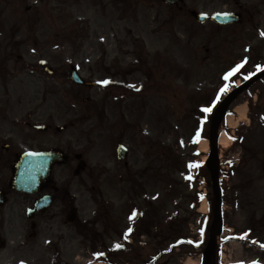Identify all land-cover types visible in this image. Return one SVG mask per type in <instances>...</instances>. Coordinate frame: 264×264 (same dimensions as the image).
<instances>
[{"label": "rangeland", "instance_id": "1", "mask_svg": "<svg viewBox=\"0 0 264 264\" xmlns=\"http://www.w3.org/2000/svg\"><path fill=\"white\" fill-rule=\"evenodd\" d=\"M238 1L242 8L257 2ZM181 5L177 12L161 0H0V140L19 151L58 144L72 159L82 154L90 170L86 185L79 188L76 182L77 161L54 173L66 176L78 222L93 235L91 240L77 235L61 214L51 231L30 237L23 206L6 215L17 246L0 252V264H101L97 252L106 253L104 262L110 256V262L122 257L129 264L189 259L201 264L209 234L218 226L204 167L211 152L209 127L228 90L242 82L237 72L224 77L245 56L244 38L224 42L216 35L209 41L207 25L192 16L194 10L224 12L232 7L230 0H182ZM251 60L244 74L256 71ZM71 65L94 86H76ZM263 82L264 77L230 101L218 128L217 138L224 133L230 144L215 148L222 230L209 264H264ZM243 104L246 119L239 120L236 108ZM230 116L238 119L233 128ZM27 117L37 124L48 121L52 133L55 126L65 130L30 141L33 133L21 125ZM119 142L128 150L120 161ZM129 173L132 179L125 181ZM130 187L134 198L141 195L134 204ZM202 200L206 212L200 211ZM126 231L134 235L130 244L122 241ZM111 242L122 246L114 252Z\"/></svg>", "mask_w": 264, "mask_h": 264}, {"label": "flooded vegetation", "instance_id": "2", "mask_svg": "<svg viewBox=\"0 0 264 264\" xmlns=\"http://www.w3.org/2000/svg\"><path fill=\"white\" fill-rule=\"evenodd\" d=\"M244 2H248V1H244ZM246 4L247 5L243 6L244 8H242L241 5L232 6L231 8H229V11H234L236 14H238L240 18V23H242L243 25L242 27L241 26L236 27L234 25H230L226 27L227 30L223 29L222 31H220L222 37L232 36V37H238L239 39L242 37L243 34L242 29H250L251 31V28H252V32H251L252 36H254L255 29L260 28L261 29L260 32L264 33V25L263 24L259 25V21L261 20H259V17L257 16L258 15L257 9L254 8L253 4H249L250 6H253L252 9L248 6V3ZM209 25L217 26L212 22ZM223 33L226 34V36L225 35L223 36ZM256 43L260 47L264 48V37L257 35ZM260 52L264 53V50H260ZM256 57L258 59L251 60L254 62L251 61L250 62L253 64L264 62V58L261 57V54L258 53ZM21 124L27 130H32V131L36 130V128L34 127L35 124L30 122V120L28 119L26 121H23ZM12 125L14 124L12 123ZM44 125H45L44 131H47L50 128L51 124H49V122L47 121L46 124ZM54 130L57 131L56 126L54 127ZM9 132L8 135H10ZM51 149L54 151H59L62 154L64 161H59V162L54 161L52 163L50 177L44 183L41 184L40 191L38 193L32 195H28V194L24 195L22 193L14 191L11 187V176L13 171V165L19 155L18 148L14 146L12 142L0 140V197L3 199V204L0 205V216L2 215L3 218L2 222L0 223V235L5 234L4 231L8 230L13 225L11 219L6 218V215H11L14 213V211L20 210L23 207V205L33 206L34 201L38 197V194L39 196L49 195V199L51 200L48 209H46V211L43 214H37L35 216V220H36L35 228L40 229V233H44L45 231L51 230L50 228V226L52 227L51 224L55 223V220L59 215L64 214L66 217L70 212H72V210L76 211V209L72 206L73 198L72 197L68 198V184L66 181V176L61 173L59 174L54 173L56 167L62 166L63 164L72 163L74 159H72V155L69 153L67 147L55 144L54 146H52ZM87 171L88 168L85 165L77 168L74 171L78 173V174L75 173V178L78 181L83 182V179L89 176V174H87ZM19 195H22L24 197L23 200H19ZM113 224L114 223L111 222L109 226L112 227ZM37 234L39 236V233ZM5 240L9 241L11 240V237L8 236V238ZM126 240L128 242H132V239H126ZM111 247H112L111 249L114 252H117L120 248L114 246L113 243H111ZM109 257L110 256L107 257L108 262H110V260L108 259ZM114 257H112V259H114ZM111 263L129 264L130 262L120 257V260L112 261Z\"/></svg>", "mask_w": 264, "mask_h": 264}, {"label": "water", "instance_id": "3", "mask_svg": "<svg viewBox=\"0 0 264 264\" xmlns=\"http://www.w3.org/2000/svg\"><path fill=\"white\" fill-rule=\"evenodd\" d=\"M166 3H176L177 0H164ZM197 18L200 21H203L204 16L202 14L197 15ZM214 21H217L218 23H228L230 21L235 20V17H227V15H215L213 17ZM71 79L72 81L76 83L85 84L88 86H91L92 83L89 81L83 80L77 73L74 67H71ZM251 81V80H250ZM248 83L245 85L235 89L231 94H229L224 100L223 103L218 109L216 110L210 126V145H211V152L210 156L206 162V165L209 169L210 176H211V183H212V189L213 193L216 198V213L219 212L220 207V188L218 184V178H217V171H218V161L216 156V149H215V143H216V132L218 125L225 114L226 107L229 104L230 100L239 93L245 86H247ZM125 150L118 146L117 148V157L119 159L124 158ZM55 158L54 154L52 152H40V153H25L21 156V159L18 161V163L15 166L14 171V177H13V187L14 189L18 191H24L28 193H34L39 189L40 183L45 180V178L49 174L50 170V164L52 160ZM49 203V200L46 198H42L37 200L35 204V210H28L27 216L28 218H32L34 213L39 211L41 213L44 212V210L47 208V205ZM74 216L71 218L68 217V221L71 222L74 220ZM219 233V228H215L210 233V238L208 241V244L202 254V264H208L210 260V255L212 252V247L214 244V240L216 235Z\"/></svg>", "mask_w": 264, "mask_h": 264}, {"label": "bare ground", "instance_id": "4", "mask_svg": "<svg viewBox=\"0 0 264 264\" xmlns=\"http://www.w3.org/2000/svg\"><path fill=\"white\" fill-rule=\"evenodd\" d=\"M236 110H237V114H238V119L239 120H245L246 119V117H245L246 106L244 104L240 105L239 107L236 108ZM237 120L233 119L231 116L228 117V120H227L228 126L233 128L235 126ZM218 144L221 147L225 148L230 144V138L226 134L223 133L218 139ZM200 146H201L202 150H206L208 148L207 141L203 140L201 142ZM206 210H207V206H206L205 200H202L201 205H200V211L206 212ZM239 251L242 252V249H240ZM239 251H237V252H239ZM186 264H194V261L189 259Z\"/></svg>", "mask_w": 264, "mask_h": 264}, {"label": "snow or ice", "instance_id": "5", "mask_svg": "<svg viewBox=\"0 0 264 264\" xmlns=\"http://www.w3.org/2000/svg\"><path fill=\"white\" fill-rule=\"evenodd\" d=\"M225 15H227V14H225ZM261 34L264 35V33H261ZM242 64H243V62L241 64H237L235 68L231 69L228 73H226L224 79H227L233 73H235L236 71H238L242 67ZM257 69L259 70V66H257ZM102 83H107V81H103ZM220 91L221 92L227 91V85H225L223 88H221ZM218 98H219V96L217 97V99ZM213 103H215V101ZM203 110L205 112H208V111H211V108H205ZM129 231H131V229H129ZM117 247H120V245H117ZM97 255H102V254H97Z\"/></svg>", "mask_w": 264, "mask_h": 264}]
</instances>
